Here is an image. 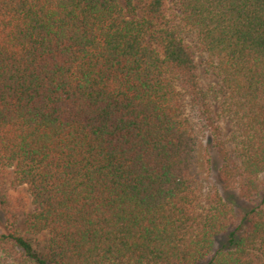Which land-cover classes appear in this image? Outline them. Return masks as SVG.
Here are the masks:
<instances>
[{"label":"trees","instance_id":"obj_1","mask_svg":"<svg viewBox=\"0 0 264 264\" xmlns=\"http://www.w3.org/2000/svg\"><path fill=\"white\" fill-rule=\"evenodd\" d=\"M175 5L0 0V264H264V0Z\"/></svg>","mask_w":264,"mask_h":264},{"label":"rangeland","instance_id":"obj_2","mask_svg":"<svg viewBox=\"0 0 264 264\" xmlns=\"http://www.w3.org/2000/svg\"><path fill=\"white\" fill-rule=\"evenodd\" d=\"M166 16L170 19H175L177 16L176 11V5L175 0H166ZM197 65H198V72L200 81L203 85L212 84L214 85L216 83V80L207 71L206 66L204 65V59L202 57H197L196 59ZM205 144L204 142L200 146L199 149V170L202 174L203 180H204V187L206 191H212L214 188H216L222 197L233 205V209L236 212L237 216V222H239L240 218L244 215L245 212L249 211V209L256 203L255 202H247L241 199L236 193L230 194L225 193L221 187L219 186L217 179H216V172H217V164L214 160H212V163L210 165L206 162V155L205 153ZM260 186L262 189H264V177L260 180ZM18 190V191H17ZM19 192V193H18ZM11 197L14 201H16L17 198H23L24 199V210L22 215L19 217L18 220V228L20 233L23 235L24 238L31 241L35 246H37V249L40 252H43V246L46 244V236H32L29 235L26 232L25 229V214L26 213H32L34 211V207L31 204L30 197L28 193L26 192L25 187H17L16 189H11ZM237 224V223H236ZM3 230V218L0 213V232Z\"/></svg>","mask_w":264,"mask_h":264}]
</instances>
